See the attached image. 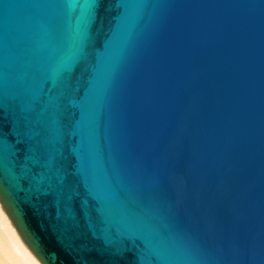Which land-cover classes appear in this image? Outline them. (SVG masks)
Returning <instances> with one entry per match:
<instances>
[{"label": "water", "instance_id": "95a60500", "mask_svg": "<svg viewBox=\"0 0 264 264\" xmlns=\"http://www.w3.org/2000/svg\"><path fill=\"white\" fill-rule=\"evenodd\" d=\"M0 204L41 264H264V0H0Z\"/></svg>", "mask_w": 264, "mask_h": 264}, {"label": "bare ground", "instance_id": "6f19581e", "mask_svg": "<svg viewBox=\"0 0 264 264\" xmlns=\"http://www.w3.org/2000/svg\"><path fill=\"white\" fill-rule=\"evenodd\" d=\"M0 264H41L22 241L1 204Z\"/></svg>", "mask_w": 264, "mask_h": 264}, {"label": "rangeland", "instance_id": "374dc122", "mask_svg": "<svg viewBox=\"0 0 264 264\" xmlns=\"http://www.w3.org/2000/svg\"><path fill=\"white\" fill-rule=\"evenodd\" d=\"M29 249V248H28ZM30 250V249H29ZM35 257V256H34ZM36 258V257H35ZM37 259V258H36ZM38 260V259H37ZM39 262V261H38Z\"/></svg>", "mask_w": 264, "mask_h": 264}]
</instances>
